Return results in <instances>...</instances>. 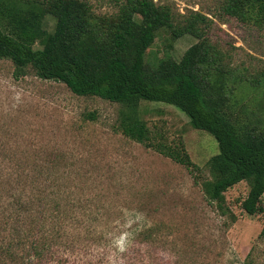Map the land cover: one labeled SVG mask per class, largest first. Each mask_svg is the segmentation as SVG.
<instances>
[{
	"label": "rangeland",
	"instance_id": "374dc122",
	"mask_svg": "<svg viewBox=\"0 0 264 264\" xmlns=\"http://www.w3.org/2000/svg\"><path fill=\"white\" fill-rule=\"evenodd\" d=\"M89 1L96 13L113 11L108 0ZM154 1L177 19L205 15L208 36L245 73L264 66V28L225 16L224 0ZM53 24L46 14L42 26L49 32ZM195 41L160 28L144 60L150 67L178 60ZM12 71L0 58V264H22V256L25 264H264V211L241 208L244 180L224 192L233 222L207 200L200 180L209 176L217 141L183 112L147 100L138 111L152 133L183 144L191 170L113 129L117 103L76 95L33 72L15 79ZM252 91H244L246 105L264 116ZM88 112L96 118L85 119ZM147 227L154 232L145 243L137 234ZM31 247H43L41 256L25 255Z\"/></svg>",
	"mask_w": 264,
	"mask_h": 264
},
{
	"label": "trees",
	"instance_id": "16d2710c",
	"mask_svg": "<svg viewBox=\"0 0 264 264\" xmlns=\"http://www.w3.org/2000/svg\"><path fill=\"white\" fill-rule=\"evenodd\" d=\"M108 1L113 11L99 14L89 0H0V58L12 62L15 79L33 72L76 95L117 103L113 129L191 170L196 166L183 144L152 133L138 113L141 100L173 105L217 141L218 151L206 163L209 176L200 180L207 200L233 222L224 192L244 180L249 190L241 208L249 215L263 212L264 116L250 111L244 91L254 90L264 105V66L245 73L227 61L200 12L177 19L169 5L154 0ZM221 7L227 17L264 28V0H224ZM48 13L54 16L49 32L42 26ZM163 27L175 38L189 34L196 41L180 59L166 57L150 67L144 55ZM84 118L96 117L88 112ZM141 232L138 238L148 243L154 230ZM31 248L25 255L41 256L43 247Z\"/></svg>",
	"mask_w": 264,
	"mask_h": 264
}]
</instances>
